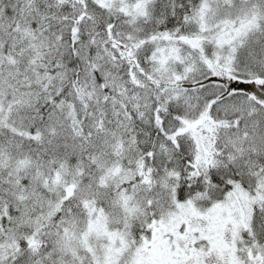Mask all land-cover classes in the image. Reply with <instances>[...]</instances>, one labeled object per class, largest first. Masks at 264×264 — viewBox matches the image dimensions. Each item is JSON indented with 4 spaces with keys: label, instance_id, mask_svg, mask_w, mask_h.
I'll use <instances>...</instances> for the list:
<instances>
[{
    "label": "snow or ice",
    "instance_id": "1",
    "mask_svg": "<svg viewBox=\"0 0 264 264\" xmlns=\"http://www.w3.org/2000/svg\"><path fill=\"white\" fill-rule=\"evenodd\" d=\"M0 264H264V0H0Z\"/></svg>",
    "mask_w": 264,
    "mask_h": 264
}]
</instances>
